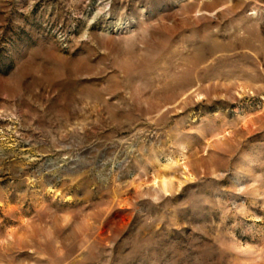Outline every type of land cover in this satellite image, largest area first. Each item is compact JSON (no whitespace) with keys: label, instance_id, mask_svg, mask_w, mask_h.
<instances>
[{"label":"rangeland","instance_id":"374dc122","mask_svg":"<svg viewBox=\"0 0 264 264\" xmlns=\"http://www.w3.org/2000/svg\"><path fill=\"white\" fill-rule=\"evenodd\" d=\"M0 264H264V0H0Z\"/></svg>","mask_w":264,"mask_h":264}]
</instances>
